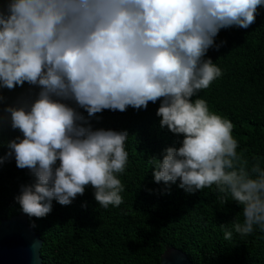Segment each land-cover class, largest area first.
<instances>
[{
    "label": "clouds",
    "instance_id": "1",
    "mask_svg": "<svg viewBox=\"0 0 264 264\" xmlns=\"http://www.w3.org/2000/svg\"><path fill=\"white\" fill-rule=\"evenodd\" d=\"M261 6L264 0H3L0 89L25 82L40 89L30 104L7 105L9 116L0 115V131L10 120L22 134L6 142L0 165L14 157L35 177L16 197L22 211L43 218L53 200L70 205L88 185L102 207L123 203L116 174L128 161V132L93 129L65 101L94 116L159 100L160 126L182 140L162 159L153 156L155 182L179 180L188 193L215 186L221 205H239L243 222L221 225L226 241L233 230L242 237L254 226L264 231V167L238 154L230 120L192 99L222 75L205 58L223 45L215 41L220 30L247 29Z\"/></svg>",
    "mask_w": 264,
    "mask_h": 264
},
{
    "label": "trees",
    "instance_id": "2",
    "mask_svg": "<svg viewBox=\"0 0 264 264\" xmlns=\"http://www.w3.org/2000/svg\"><path fill=\"white\" fill-rule=\"evenodd\" d=\"M215 41L224 43L218 50L210 48L205 58L211 57L222 75L192 99H204L211 112L230 120L238 154L249 164L258 160L264 167V6L247 29H221ZM39 90L27 82L14 90L0 89L5 97L0 115L9 116L3 112L7 105L30 104ZM65 102L77 108L93 129L128 132V161L125 171L116 174L124 185L123 203L102 207L88 185L70 205L53 200L45 217L27 215L42 239L44 264H160L168 246L181 249L194 264H264V231L258 226L243 237L233 230L232 240H224L221 225L242 223V209L231 200L221 205L215 186L188 193L179 180L170 185L155 182L153 156L162 159L167 147H179L182 140L160 126L156 112L161 101L149 102L146 109H106L94 116L74 101ZM17 136L22 134L6 120L0 131V155L8 151L6 142ZM34 182L28 169L17 168L14 157L0 165V222L23 212L16 197L22 185Z\"/></svg>",
    "mask_w": 264,
    "mask_h": 264
},
{
    "label": "water",
    "instance_id": "3",
    "mask_svg": "<svg viewBox=\"0 0 264 264\" xmlns=\"http://www.w3.org/2000/svg\"><path fill=\"white\" fill-rule=\"evenodd\" d=\"M42 239L28 224V216L19 212L0 222V264H44ZM160 264H194L179 248L168 246Z\"/></svg>",
    "mask_w": 264,
    "mask_h": 264
}]
</instances>
